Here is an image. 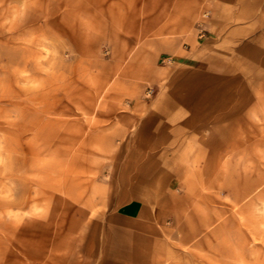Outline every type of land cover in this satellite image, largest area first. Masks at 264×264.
I'll return each instance as SVG.
<instances>
[{
    "label": "rangeland",
    "instance_id": "rangeland-1",
    "mask_svg": "<svg viewBox=\"0 0 264 264\" xmlns=\"http://www.w3.org/2000/svg\"><path fill=\"white\" fill-rule=\"evenodd\" d=\"M220 9L0 0V264H264V38L210 56Z\"/></svg>",
    "mask_w": 264,
    "mask_h": 264
},
{
    "label": "crops",
    "instance_id": "crops-1",
    "mask_svg": "<svg viewBox=\"0 0 264 264\" xmlns=\"http://www.w3.org/2000/svg\"><path fill=\"white\" fill-rule=\"evenodd\" d=\"M220 3L221 9L226 5V14L222 17L226 18L225 24L233 25V23L243 21L244 24L250 26H236L238 29L227 31L217 39L213 37L211 32L204 39L205 45L208 46V52L211 54H219L226 56L228 52L236 49L237 43L243 42L247 38L250 41H255L264 38V31L259 33L255 30L256 27L264 26V0H217ZM220 9V10H221ZM245 26V25H244ZM253 37V38H252ZM249 40V39H248ZM249 42V41H248ZM220 48V49H217ZM215 56V55H213ZM141 206L133 207L131 218L138 219L141 217Z\"/></svg>",
    "mask_w": 264,
    "mask_h": 264
}]
</instances>
